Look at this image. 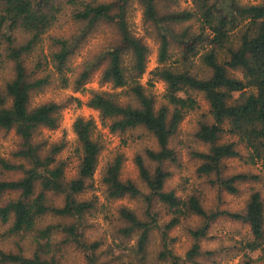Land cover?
Wrapping results in <instances>:
<instances>
[{"label": "trees", "instance_id": "16d2710c", "mask_svg": "<svg viewBox=\"0 0 264 264\" xmlns=\"http://www.w3.org/2000/svg\"><path fill=\"white\" fill-rule=\"evenodd\" d=\"M135 3L142 9L145 36L159 44L158 65L151 72L153 79L167 85V103L159 107L141 82L150 47L132 27ZM192 3L181 7L180 0H0V71L10 66L12 72L0 83V137L12 130L19 137L11 157L0 154V220L10 224L7 235H32L34 245L31 255L22 247L16 252L0 249V263L77 264L66 257L73 247L83 252V264H218L225 248L205 249L202 243L213 221L227 215L249 226V235L235 245L234 255L241 256L242 264H264L261 189L253 186L245 207L230 211L207 209L197 194L166 187L173 174L170 165L179 164L170 141L187 113L198 108L194 92L209 103L195 132L206 148L192 150L199 175L230 194H238L244 183L264 184V0ZM62 18L75 30L68 36L49 35ZM104 24L116 32L112 42L76 71L72 59L77 48ZM45 35L50 41L47 52L39 51ZM33 53L37 56L29 65ZM197 60L201 68L195 70ZM97 71L100 82L124 88L128 98L90 90L85 104L111 120L112 132L143 127L157 142V148L135 156L147 192L122 178L123 153L117 152L103 169L108 198L143 202L141 211L118 208L113 243L104 250L102 241H90L83 233L85 216L97 209L96 198L80 197L94 187L104 147L95 120L80 116L74 121L79 164L70 177L67 160L60 157L65 142L39 137L41 128L59 127L64 104L50 100L31 106L32 96L49 87L85 90ZM70 99L83 104L78 97ZM230 158L261 164L263 170L227 173L225 160ZM43 220L49 222L41 226ZM183 225L191 243L179 254L178 237L172 232Z\"/></svg>", "mask_w": 264, "mask_h": 264}, {"label": "rangeland", "instance_id": "374dc122", "mask_svg": "<svg viewBox=\"0 0 264 264\" xmlns=\"http://www.w3.org/2000/svg\"><path fill=\"white\" fill-rule=\"evenodd\" d=\"M252 3L260 2L261 0H243ZM192 0H180L181 7H191ZM131 23L134 31L144 36L145 42L150 47L148 56V64L146 72L141 78V82L154 95L157 107L161 104L167 103L165 98L166 83L160 78H154L152 70L158 65V47L157 41L146 37L145 24L142 18V9L138 3L134 4ZM76 26L69 20L65 21L63 18L59 24L54 26L49 32V35H70ZM116 32L110 25L104 24L101 29L95 34L88 35L84 41L77 48L73 59L72 66L75 70H79L81 64L88 57L106 48L111 42ZM50 44L49 38L45 35V39L40 44L41 48L48 51ZM38 51V53H39ZM37 53H33L28 63L32 65L35 62ZM174 60V59H173ZM172 60V61H173ZM173 62H169L172 64ZM195 70L201 68L200 62L195 63ZM12 75L11 67L6 66L0 71V83L3 85L5 80ZM153 82L152 84L149 81ZM90 90L116 92L119 94L120 100H126L127 92L124 88L114 87L111 83L100 82V71H97L92 76L90 82L86 84V89L83 91H74L73 88H56L49 87L43 92L35 93L31 99V106L40 103L55 100L64 104L61 110V122L58 128L48 129L41 128L39 137H46L50 141L65 142V148L61 152L60 157L67 160V174L74 176L77 172L79 164V143L77 135L74 132L73 124L77 117L93 118L97 124L96 135L99 136L103 142V149L100 155L99 165L94 175V187L85 193L81 198H96L97 209L85 216L83 233L90 241L100 240L103 242L101 250H104L108 245L113 243V230L118 217V208L122 205L141 211L142 198H108L106 195L105 185L102 181V172L106 163L117 153L121 152L125 156L124 165L122 168V178L134 180L143 191L147 192V187L140 178L138 167L135 163V156L138 153L144 154L146 148H157L155 137L143 127L128 130L123 133H114L110 130L109 124L111 120L104 119L100 112L92 107H89L85 102L90 97ZM70 96L78 97L83 101L81 106H78ZM193 96L198 101V108L189 111L179 125L176 135L172 138L171 145L176 149L179 164L170 165V170L173 172L171 178L167 181L166 187L168 189L176 188L179 194H197L207 209L219 210H241L245 207L248 196L255 186L261 189L264 196V184L244 183L240 186L238 194H230L227 191L220 190L213 186L209 181L199 175L197 167L199 161L192 155L194 149H205L206 146L201 144L195 137V132L199 127L200 120L204 113L209 111V103L200 92H194ZM19 142V137L14 130L3 134L0 137V154L11 157V153L16 149ZM226 172L235 173L240 171L250 170L254 173L262 171L261 164L251 166L245 164L238 158H230L225 160ZM8 197V194L5 195ZM49 220L40 222L41 226L46 225ZM10 224H3L0 220V249L5 251H18L20 247L26 255H31L34 250L32 235H7ZM177 235L178 240L175 244V251L179 254H184L190 246V238L185 230V225L175 228L172 232ZM249 235V226L240 221L234 220L227 215L219 216L209 229L208 238L203 240L202 246L205 249L225 248L221 254L218 264H242L241 256L234 255L235 245L239 240ZM157 236V235H156ZM154 237L153 246L155 250L158 249V238ZM134 241H132L133 243ZM103 256L106 257L105 253ZM67 260L71 263L83 264L85 257L83 252L69 247L66 250ZM2 264V263H0Z\"/></svg>", "mask_w": 264, "mask_h": 264}]
</instances>
